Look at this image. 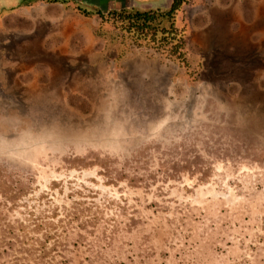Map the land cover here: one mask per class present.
Listing matches in <instances>:
<instances>
[{
	"label": "rangeland",
	"instance_id": "374dc122",
	"mask_svg": "<svg viewBox=\"0 0 264 264\" xmlns=\"http://www.w3.org/2000/svg\"><path fill=\"white\" fill-rule=\"evenodd\" d=\"M171 1L0 0V264H264V0Z\"/></svg>",
	"mask_w": 264,
	"mask_h": 264
},
{
	"label": "trees",
	"instance_id": "16d2710c",
	"mask_svg": "<svg viewBox=\"0 0 264 264\" xmlns=\"http://www.w3.org/2000/svg\"><path fill=\"white\" fill-rule=\"evenodd\" d=\"M186 0H172L167 8H110L106 12L97 13L103 21H111L120 30L134 36L139 45L141 41H158L160 44L171 43L169 53L182 57L183 45L181 32L175 24V14ZM88 14V11H83ZM184 61V59H183ZM185 63V61H184Z\"/></svg>",
	"mask_w": 264,
	"mask_h": 264
},
{
	"label": "bare ground",
	"instance_id": "6f19581e",
	"mask_svg": "<svg viewBox=\"0 0 264 264\" xmlns=\"http://www.w3.org/2000/svg\"><path fill=\"white\" fill-rule=\"evenodd\" d=\"M20 38V37H19Z\"/></svg>",
	"mask_w": 264,
	"mask_h": 264
}]
</instances>
